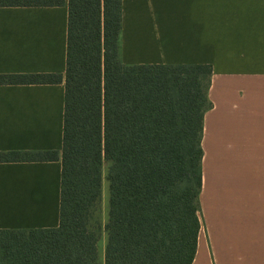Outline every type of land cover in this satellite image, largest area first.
I'll list each match as a JSON object with an SVG mask.
<instances>
[{
  "label": "trees",
  "instance_id": "1",
  "mask_svg": "<svg viewBox=\"0 0 264 264\" xmlns=\"http://www.w3.org/2000/svg\"><path fill=\"white\" fill-rule=\"evenodd\" d=\"M63 0H0L50 6ZM62 147L0 151L1 161L60 159L56 227L0 228V264H97L91 215L108 163L102 264H191L201 227L202 120L211 66L124 64L121 0H67ZM0 73V84L59 83Z\"/></svg>",
  "mask_w": 264,
  "mask_h": 264
},
{
  "label": "crops",
  "instance_id": "2",
  "mask_svg": "<svg viewBox=\"0 0 264 264\" xmlns=\"http://www.w3.org/2000/svg\"><path fill=\"white\" fill-rule=\"evenodd\" d=\"M67 13L0 6V73L62 76L0 84V151L60 155ZM119 46L124 64L211 66L191 264H264V0H121ZM60 177L59 158L1 161L0 228L56 227Z\"/></svg>",
  "mask_w": 264,
  "mask_h": 264
},
{
  "label": "rangeland",
  "instance_id": "3",
  "mask_svg": "<svg viewBox=\"0 0 264 264\" xmlns=\"http://www.w3.org/2000/svg\"><path fill=\"white\" fill-rule=\"evenodd\" d=\"M108 170V163L106 161L103 162L101 166V194L100 198L92 211L91 223L94 226V229L98 233V241H97V248H98V258L97 264H102V256L103 255V245L105 242V232L103 230V225L106 222L107 218V199H108V182L106 179Z\"/></svg>",
  "mask_w": 264,
  "mask_h": 264
}]
</instances>
